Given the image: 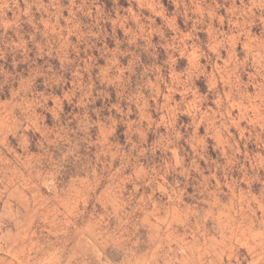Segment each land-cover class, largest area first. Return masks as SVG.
<instances>
[{
    "label": "rangeland",
    "instance_id": "rangeland-1",
    "mask_svg": "<svg viewBox=\"0 0 264 264\" xmlns=\"http://www.w3.org/2000/svg\"><path fill=\"white\" fill-rule=\"evenodd\" d=\"M0 264H264V0H0Z\"/></svg>",
    "mask_w": 264,
    "mask_h": 264
},
{
    "label": "crops",
    "instance_id": "crops-1",
    "mask_svg": "<svg viewBox=\"0 0 264 264\" xmlns=\"http://www.w3.org/2000/svg\"><path fill=\"white\" fill-rule=\"evenodd\" d=\"M0 219H1V218H0ZM131 264H141V261H140V259L138 258V259L135 260L134 263H131Z\"/></svg>",
    "mask_w": 264,
    "mask_h": 264
}]
</instances>
